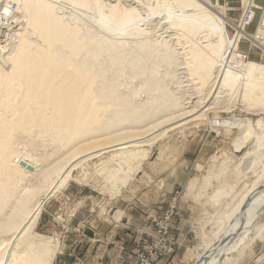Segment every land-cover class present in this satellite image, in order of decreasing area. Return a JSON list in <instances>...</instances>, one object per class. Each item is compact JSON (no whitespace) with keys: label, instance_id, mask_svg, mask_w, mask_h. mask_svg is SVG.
Masks as SVG:
<instances>
[{"label":"bare ground","instance_id":"1","mask_svg":"<svg viewBox=\"0 0 264 264\" xmlns=\"http://www.w3.org/2000/svg\"><path fill=\"white\" fill-rule=\"evenodd\" d=\"M150 2L152 0L0 1V33L9 25L7 23H16L19 27V34H15L18 40L7 54L2 53L4 46L0 40V264L53 263L55 242L35 232L34 226L43 203L62 186L71 170L82 161L80 157L91 159L112 152L110 158L129 161L142 156L148 153V149L142 147L149 146L153 139L141 132L157 127L172 115L177 114L180 122L201 115L215 107L222 93L238 87L241 81L245 83L243 104L247 101L252 105L250 100L255 95L264 102V66L248 62L240 64V72L232 69L238 38L264 39L262 26L254 35L245 30L248 11L252 13L249 20L253 19L254 0H247V9L240 26H235L237 33L233 40L225 34V15L210 11L213 5L209 0H156L155 5ZM67 9L71 10L69 14ZM83 9L90 10L92 15ZM155 13L165 15L163 24L167 23L170 39H174H171L170 49L165 47L164 37L158 40L153 27V30L150 28L149 20ZM92 17L99 26L98 34L93 36L95 27L91 29L92 34L85 31V26L92 24L86 25ZM93 45L97 57L107 56L105 51L109 49V53L112 49L109 55L118 65L114 70L120 84L114 82L108 86L112 82L106 83L113 78L107 80L110 66L102 65L107 61L98 67L96 61L91 62ZM179 45L186 50L182 51ZM152 52L157 55H144ZM159 52V60L155 61ZM168 67L170 70H166ZM177 71H181L180 75L188 83H195V90L204 94V98L197 96L199 99L188 107L183 105L178 110L155 113L156 108L165 110L178 103L168 82L157 80L155 76L161 72L166 76L178 75ZM154 91H158L159 98L147 106L150 112L133 123L135 110L141 108L142 101H136L139 94L154 95ZM100 98L110 100L111 107L110 104L106 107L107 101ZM258 109L264 110V107ZM112 113H116L114 121ZM144 117L147 118L143 120ZM125 120L129 123L124 124ZM115 124L123 126L109 130ZM257 128L253 135L256 140L250 148L245 139L237 138L234 142V151L239 156L235 168L238 173L233 175L232 182L220 179L223 185L217 184L206 200L214 210L205 209L196 222L201 242L196 253H187L186 262L238 264L254 241L264 237V131H261L264 116L257 120ZM247 129V134L254 132L249 125ZM46 146L50 147V153L46 150L44 153L43 149L37 152ZM226 170L224 166L220 171L207 173L206 180L199 185L200 190L205 192L211 183L207 181L209 177L216 174L219 179ZM120 172L109 176L110 181L121 179L119 186L117 180L113 186H118L117 190L131 179L133 167L124 165ZM249 172L254 179H249ZM119 211L116 209L113 214L116 216ZM209 223L210 230H207ZM258 260L263 264L264 255Z\"/></svg>","mask_w":264,"mask_h":264},{"label":"rangeland","instance_id":"2","mask_svg":"<svg viewBox=\"0 0 264 264\" xmlns=\"http://www.w3.org/2000/svg\"><path fill=\"white\" fill-rule=\"evenodd\" d=\"M0 1L3 2L6 0ZM120 1L125 2V0ZM128 1L129 0H126V2ZM209 1L211 5H213L211 9L209 8L210 11H219L225 15V19L227 20L225 34L228 39L233 40L237 33V28L235 26H240L239 24L244 15V11L247 9V0ZM150 3L155 5L156 0H152ZM254 6L255 7L251 9L254 12L253 19L250 21L251 24L247 25L245 28L246 32L250 35H254L260 26L264 29V0H254ZM67 10L69 11V9ZM83 11L86 12L87 9H83ZM70 12L71 10L67 12V14ZM88 12L89 15L92 13L90 10L87 11V13ZM159 14L160 13H158V15L157 13L153 14V16L155 15L154 18L149 20L150 28L151 30H155H153V32L159 37L158 40L161 39L160 37H164L162 41L165 47L170 49L173 46L172 40L174 39H170L171 34L166 29L167 23L165 25L163 24L165 23V15L162 13ZM207 14L213 16L209 12ZM153 16L151 15V17ZM89 20L91 22L88 21L86 25H88V23L92 24L88 25V27L85 26V31L88 30V33L90 32V34H92L91 29L95 27V30L93 29L94 33L91 36L98 34L99 31H96L98 30L96 28H99L98 23L93 17L92 19L89 18ZM7 24L9 25L0 33V40L4 42H1V44L5 48L2 50L3 54L10 52L11 49L9 48L18 40V36H15V34H19V27H17L16 23L15 25L10 23ZM165 38L170 41H167ZM237 40L238 45L232 61V69L234 68L233 70L235 72H240L242 68L241 65L248 62H254L255 64L264 66V39L255 38L252 40L250 37H240ZM126 41H128L127 38ZM133 43L132 45L135 44ZM180 47H182V51L186 50V48H183V45ZM93 50L95 52H93ZM108 51H105L106 53L104 54L109 55L112 49L109 53ZM90 52L91 62H97V67L101 66L99 65L101 62H113L112 58H110L112 53L109 55V58L108 55H102V59L98 56L100 62L97 61L96 46L93 48L91 47ZM159 54L160 52L158 53V58L154 59L155 61L159 60ZM144 55L155 56L157 54L152 52L145 53ZM173 55L176 56V52ZM117 56L121 58L119 54H117ZM123 60L124 59L121 58V61L124 63L125 61ZM112 62L110 64L107 63L108 65L105 63L102 64L105 67L110 66L111 68L107 67V73L109 74L108 76L106 73L107 80L113 77L112 80L110 79L111 81H106L108 84L112 82L111 85L107 84L108 86H112L114 82L118 84L121 83L117 80L118 78L116 79L117 76L115 77L116 70L114 69H117L118 65L116 66V64ZM111 64L113 65L111 66ZM167 69L170 70V67L166 68V70ZM104 71H106V68H104ZM112 72L113 74H111ZM180 72L181 71H177L178 75L173 76H166V74L161 72L155 76L157 80L163 79L166 83L168 82V85L172 88L173 96L178 100V103L172 105L169 109H154L153 111L155 113L178 110L183 105H187L188 107L193 101L199 99L198 97L202 96L200 99L204 98V94L201 95L195 90V83L194 85L188 83L186 78L180 75ZM262 75L264 76V74ZM137 81L139 82V80ZM137 81L134 82L139 84ZM244 84L245 83L241 81L238 87L222 93V97L217 101L218 103L216 102L215 107L213 105V108L197 117L193 116L184 122H180L178 121L180 119L177 118V114L174 117H172V115L170 118H166V120L168 119L167 121H164L162 124L159 123L157 127L154 126L152 129H150V127L146 131L141 132V135L147 134L149 137L152 136L153 139L149 146L146 145L142 147V149H148V151H146L148 153L142 156H137L136 158L132 157L129 161H120L118 157L110 158L112 152L104 153L91 159L80 157L79 160L82 161L71 170L70 176L68 177L69 179L67 178L62 186L45 200L40 216L34 226L35 232L55 242L56 256L52 264H105L107 258L105 254H107V251L108 253L110 251L113 253L111 256L108 254L110 257L108 264H135L138 253L142 251L144 243L146 241H153L155 237L157 238L159 232L155 224L156 219L160 220L163 218V214L170 203H175L176 205V211L172 215L171 226L166 235L171 245L169 249L164 250L163 253L155 257L154 264H158L159 259L164 255H175L179 252L180 260H178V263H180L181 260L183 261L186 259L189 251L196 253L198 250L197 246L201 242V233L195 228V224L204 212H206L205 209L208 211L214 210V206L208 202L205 203L206 200L209 195L215 191L217 184L219 186L223 185L220 179L224 178V182L226 183L232 182L234 180L233 175L235 176L238 173L235 169L239 162V156L234 151L235 141L237 138H241L242 140L245 139L244 141L247 148H250L252 143L256 140V136L253 135L255 130H258L257 120L264 116V110H257V108L264 107V102L256 99L257 95L251 98L250 103H252V105H249L247 101H244V104L242 103L243 100H245ZM151 86H154V84ZM124 87L125 86H122V88ZM157 94L158 91H154V95H147L146 93L139 94V98L136 101H142L141 108L135 110L132 117L133 123L150 112L147 106L156 102L155 100L159 98ZM100 99L106 100V98ZM106 101L107 107L111 102L108 103V101H110L108 99ZM197 108L195 109L197 110ZM187 109L189 110V108L185 110L188 111ZM115 114L116 113L110 114L113 121L115 120ZM182 115L185 116V113H182ZM145 118L147 117H144L143 120ZM177 121L178 123H176ZM123 123L128 124L129 120H125ZM174 123H176L174 126L168 128ZM248 125L253 129V133L249 132V134H247ZM122 126L121 124L111 125L109 130H117L122 128ZM261 131L264 130L261 129ZM21 145L22 144H20V147L23 146ZM46 147L49 150L47 148L44 149L45 147H40L37 152L41 153L43 149V152L46 150V153H50V147ZM233 158L234 160L236 159L235 162L237 161V165H235ZM124 165L133 167V172L131 173V179L127 181L126 184L121 185L120 190H117L119 188L118 186L122 183L121 179L118 178L120 181H118V179H114L113 181L111 178L112 181H110L109 176L115 174L117 171L120 172V168ZM224 166L227 168V172L225 171L226 174H229L226 175L224 172V176L222 174L219 179L216 178V174L212 175L207 180L211 183L205 188V192H202L200 186L203 184L204 180H206L205 177L214 170L216 172L220 171ZM228 166H230V169ZM232 166L234 168H232ZM178 172H181V177L184 178L181 181L184 188L176 190V186L173 184L172 180L173 176L177 175ZM121 174L122 172H120V175ZM249 176L250 180L255 178L252 172H249ZM115 181L117 185L119 184L115 186L116 188L113 187ZM111 182L113 185H111ZM190 182H192V184ZM180 196L182 199L180 220L182 224L187 225L185 235L181 236H185V238L189 240L187 245L181 244L182 238L180 239L179 235L182 228L180 226L178 227L176 224L179 215ZM116 209L120 211L115 216L113 211ZM126 219L128 220L126 221ZM210 226L211 223L206 225V229L210 230ZM90 231H94L93 236H90ZM262 254L264 255V237H259V239L257 238L246 250L243 258H241L238 264H259L258 258L262 256ZM169 263L170 261L166 262V264ZM187 264H193V261Z\"/></svg>","mask_w":264,"mask_h":264},{"label":"built area","instance_id":"3","mask_svg":"<svg viewBox=\"0 0 264 264\" xmlns=\"http://www.w3.org/2000/svg\"><path fill=\"white\" fill-rule=\"evenodd\" d=\"M252 16L250 11L247 12L245 16L246 26L251 24L249 18ZM169 207L163 214V218L158 220L156 219V227L158 229V236L153 241H146L143 245V249L141 252L138 253V257L135 264H154V259L157 255L163 253L164 250L170 248L168 239L166 237L169 228L171 226L172 215L176 211L175 203H170Z\"/></svg>","mask_w":264,"mask_h":264},{"label":"crops","instance_id":"4","mask_svg":"<svg viewBox=\"0 0 264 264\" xmlns=\"http://www.w3.org/2000/svg\"><path fill=\"white\" fill-rule=\"evenodd\" d=\"M181 176H182L181 172H178L177 175H174L173 176V180L172 181H173V184L176 186V190L177 189L184 188L183 187L184 185H182V182H181L184 178L181 177ZM181 192H182V190H181ZM168 196H170V195H168ZM181 196L179 197V215H178L176 224H177L178 227L180 226L182 228V231H181V233L179 235L180 236V239L182 238L181 244L187 245L188 242H189V240L186 239L185 236L184 237L181 236V235H185L186 230H187V225L182 224V221L180 220V215H181V212H182V210H181L182 209V207H181V204H182ZM158 211H159V209H158ZM127 220L128 219H126V221ZM177 230H178V228H177ZM108 254H109V256L113 255L112 251H110L109 253L107 251V254H105V256H107L106 261H105V264H108L109 261H110V257L108 256ZM100 260H102V259H100ZM178 260H180V254H179V252L176 253L175 255H172V254L171 255H164L163 257H161V259H159L158 264H166V262H169V261H170L169 264H185V263L187 264L188 263V262H186V259H184L183 261L181 260L180 263H178Z\"/></svg>","mask_w":264,"mask_h":264},{"label":"water","instance_id":"5","mask_svg":"<svg viewBox=\"0 0 264 264\" xmlns=\"http://www.w3.org/2000/svg\"><path fill=\"white\" fill-rule=\"evenodd\" d=\"M91 233H90V236H93V232L92 231H90Z\"/></svg>","mask_w":264,"mask_h":264}]
</instances>
